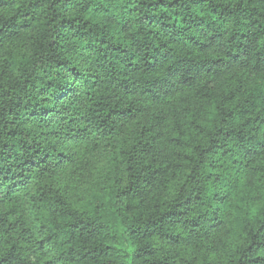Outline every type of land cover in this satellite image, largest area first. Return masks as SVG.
I'll list each match as a JSON object with an SVG mask.
<instances>
[{
  "label": "trees",
  "instance_id": "obj_1",
  "mask_svg": "<svg viewBox=\"0 0 264 264\" xmlns=\"http://www.w3.org/2000/svg\"><path fill=\"white\" fill-rule=\"evenodd\" d=\"M0 264H264V0H0Z\"/></svg>",
  "mask_w": 264,
  "mask_h": 264
},
{
  "label": "rangeland",
  "instance_id": "obj_2",
  "mask_svg": "<svg viewBox=\"0 0 264 264\" xmlns=\"http://www.w3.org/2000/svg\"><path fill=\"white\" fill-rule=\"evenodd\" d=\"M72 58L79 70H86L88 61L84 55L74 53ZM60 148L67 159L48 181L71 201L84 199L109 181L117 179L122 183V170L116 161L115 151L100 138L90 136L80 142H62Z\"/></svg>",
  "mask_w": 264,
  "mask_h": 264
}]
</instances>
